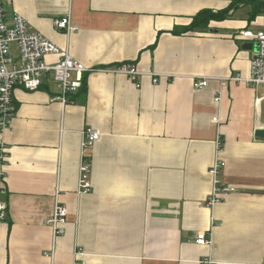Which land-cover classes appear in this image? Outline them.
Listing matches in <instances>:
<instances>
[{
  "label": "crops",
  "instance_id": "0c3cea01",
  "mask_svg": "<svg viewBox=\"0 0 264 264\" xmlns=\"http://www.w3.org/2000/svg\"><path fill=\"white\" fill-rule=\"evenodd\" d=\"M232 1L1 0L7 21L21 16L96 70L64 105L50 78L14 90L12 128L0 133L8 149L0 264H264V84L220 80L248 75L256 46L240 30L262 29L264 10L240 2L183 31L199 11ZM64 17L75 30L54 27ZM120 62L144 73L140 87L101 70ZM150 72L161 74L157 83ZM195 76L207 85L194 89ZM87 127L99 139L83 150ZM82 155L86 194L77 193ZM216 156L219 179L234 190L210 208ZM56 202L67 214L53 240L45 219ZM199 232L210 245L196 243Z\"/></svg>",
  "mask_w": 264,
  "mask_h": 264
},
{
  "label": "built area",
  "instance_id": "2783aa9c",
  "mask_svg": "<svg viewBox=\"0 0 264 264\" xmlns=\"http://www.w3.org/2000/svg\"><path fill=\"white\" fill-rule=\"evenodd\" d=\"M53 25L57 30L70 32L76 28L71 25L69 17L54 19ZM240 35L256 44V53L250 60L249 72L246 77L232 76L220 78L221 84L228 82H244L250 86L264 84V27L257 31L240 30ZM56 56L57 60L49 62L48 56ZM96 70L70 56L67 49L60 48L38 32L28 29L25 20L15 14L12 21L6 20L3 3L0 0V133L11 130L15 116L13 93L17 88L32 91L50 78L58 88L54 97L61 105L73 102L70 95L76 94L84 84L86 73ZM114 74L126 76L136 87H140V78L144 74L133 62H120L101 69ZM153 83L158 82L161 74L148 73ZM167 77L170 75L163 74ZM193 88L202 89L208 83V77H193ZM219 100V97L215 99ZM99 139L97 130L87 127L83 131L82 148L88 149ZM221 147L220 138H217V149ZM8 149L6 143L0 139V221L5 220L7 214V186L5 164ZM224 162L215 157L209 174L212 177V189L205 200L207 207H213L234 188L226 186L219 179V173ZM90 162L82 155L78 167L77 193L86 194L90 191ZM66 208L55 203L52 214L45 219V224L52 228L53 240L64 232ZM208 235V236H207ZM211 235L199 232L196 243L211 244ZM52 253H50L51 255ZM75 254H79L76 252ZM47 255V253H45ZM75 264H78L75 263ZM199 264H215L209 257L199 261Z\"/></svg>",
  "mask_w": 264,
  "mask_h": 264
},
{
  "label": "trees",
  "instance_id": "16d2710c",
  "mask_svg": "<svg viewBox=\"0 0 264 264\" xmlns=\"http://www.w3.org/2000/svg\"><path fill=\"white\" fill-rule=\"evenodd\" d=\"M256 1H259L258 4L256 5ZM251 3L254 7H262L264 10V0H233L232 3L230 4L229 8L219 11L217 13H213L209 10H201L197 14L193 16V21L191 24L185 28H183V31L193 29L196 27H202L207 24V22L211 19H223L228 15L229 9H231L235 4L237 3ZM84 86V84H83Z\"/></svg>",
  "mask_w": 264,
  "mask_h": 264
},
{
  "label": "water",
  "instance_id": "95a60500",
  "mask_svg": "<svg viewBox=\"0 0 264 264\" xmlns=\"http://www.w3.org/2000/svg\"><path fill=\"white\" fill-rule=\"evenodd\" d=\"M255 46H256V44H255ZM256 50H257V48H256ZM257 135H259V136H264V132H263V131H258V132H257Z\"/></svg>",
  "mask_w": 264,
  "mask_h": 264
}]
</instances>
